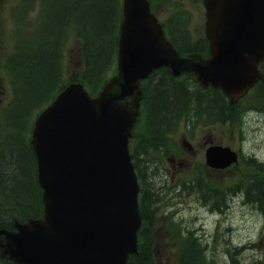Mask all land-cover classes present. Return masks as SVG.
Instances as JSON below:
<instances>
[{
    "label": "water",
    "instance_id": "water-1",
    "mask_svg": "<svg viewBox=\"0 0 264 264\" xmlns=\"http://www.w3.org/2000/svg\"><path fill=\"white\" fill-rule=\"evenodd\" d=\"M210 57H181L146 0H123L117 75L91 98L70 84L36 118L31 145L42 189L41 219L0 231L4 254L22 264H127L141 224L128 139L142 98L139 81L165 67L193 73L234 103L259 78L264 61V0H203ZM207 164L236 161L229 148L207 151Z\"/></svg>",
    "mask_w": 264,
    "mask_h": 264
},
{
    "label": "trees",
    "instance_id": "trees-1",
    "mask_svg": "<svg viewBox=\"0 0 264 264\" xmlns=\"http://www.w3.org/2000/svg\"><path fill=\"white\" fill-rule=\"evenodd\" d=\"M39 1L43 18L39 26L40 42L36 55L32 54L24 61L20 60L22 54L19 53L8 58V67L13 71L15 80L17 79L15 92L24 74L29 80L28 96L18 100L17 108L18 117H23L24 124L26 119H29V124L33 112L40 110L42 104L36 103L39 99L46 95L45 101L52 100L69 82H81L93 93L99 91L112 66L118 36L116 30L121 20L119 0ZM182 21L181 17H177L171 22V41L181 54L201 52L198 44H191L188 33L180 26ZM71 30L82 38L83 67L80 72H72L68 78H64L62 50ZM263 81L264 79L261 85ZM142 91L145 134L137 149L133 150L132 158L141 182L143 179L140 210L145 227L139 233L141 243L138 254L130 257L129 264H150L152 259V244L148 240L147 227L156 221L159 186L163 183L162 176L156 174L159 165L153 152L161 150L163 142L183 118L189 119L206 113L209 120L225 124L235 122L238 113V109L230 105L219 91L201 88L188 75L181 80L175 78L164 68L156 70L149 77L142 85ZM14 103L15 99L8 109ZM20 106L23 110L19 109ZM8 109L0 110V115L4 112L7 119L12 114ZM16 123V119L13 123L8 122V127L12 129L17 126ZM20 145L15 138L9 136L7 143H0V226L7 228L12 226L14 219L21 221L25 217H37L40 211L34 155L29 144L23 145L27 152L22 151ZM245 168L255 173L246 182H231L227 188L221 189L222 187L213 186L206 180L202 182L199 177L192 183L193 188L204 201L207 200L217 209L226 206L231 195H243L247 202L258 206L264 217V163L249 160ZM179 238L178 264H215L206 245L193 233L186 231ZM229 264L239 262L231 255ZM251 264H264V261L257 259Z\"/></svg>",
    "mask_w": 264,
    "mask_h": 264
},
{
    "label": "rangeland",
    "instance_id": "rangeland-1",
    "mask_svg": "<svg viewBox=\"0 0 264 264\" xmlns=\"http://www.w3.org/2000/svg\"><path fill=\"white\" fill-rule=\"evenodd\" d=\"M171 2L172 0H154V12L164 17L173 8H184L188 12L189 20L188 22L183 20V23L188 33L192 35L191 38L203 35L204 9L201 0H180L175 7L171 6ZM15 3L16 0H0V106L11 96L7 76L13 82L12 101L15 99L10 109H8L10 105L5 108L12 113L8 115L9 118H6L4 112L0 115V143H7L9 136L21 143L20 149L26 151L23 145L28 144L31 123L28 124L29 119L23 123V117H18L17 108L18 100L28 96V76L24 74L21 77V83L15 92L17 79L15 80L14 73L9 67L7 75L2 64L4 58L12 51L11 37L13 41L16 38L22 41L14 51L22 54L20 60L24 61L32 54L36 55L40 42V28L26 27L23 22L13 21L11 31L7 9ZM27 14L30 15V12ZM33 23L32 21L31 24ZM79 48L78 37L74 33L70 34L63 47L62 65L65 76L81 67ZM115 65L116 58L109 71L110 75L115 73ZM257 93V90H252L242 99L239 112L236 114L237 119L239 114V121L235 123L208 125L201 121L195 123L194 119L193 127L186 130L185 120H181L180 123L183 125L179 124L163 145L164 156L159 157L158 153H155L158 165L166 171L165 176L166 178L169 176V179L160 187L162 202L158 206V218L150 237L153 243L150 264H177L175 241L180 239L182 230H193L199 239H202V243L208 244V253L215 258V264H229V255L236 257L239 264H251L257 259L264 261V217L257 205L247 202L243 195L233 194L227 200V207L217 210L207 200L204 202L200 199L193 188H183L184 191L176 189L180 187L182 181L191 178L193 170L210 181H218L221 187L232 181L235 183H238V180L248 181L255 176L254 171H248L245 165L236 169L210 170L205 165L204 151L209 144H222L241 152L244 158L264 161V98ZM46 99L45 95L36 103L40 105ZM19 109L23 110V107L20 106ZM34 114L33 112L30 122ZM15 119L17 126L12 125L14 128L10 129L8 122L13 123ZM139 131L140 127L135 130V137L142 139L144 130ZM184 140L189 141L192 151L185 147Z\"/></svg>",
    "mask_w": 264,
    "mask_h": 264
},
{
    "label": "flooded vegetation",
    "instance_id": "flooded-vegetation-1",
    "mask_svg": "<svg viewBox=\"0 0 264 264\" xmlns=\"http://www.w3.org/2000/svg\"><path fill=\"white\" fill-rule=\"evenodd\" d=\"M13 221H19V220H13ZM23 220H21L20 222H22ZM12 227V226H11ZM11 227H8L9 229H12ZM1 255V254H0ZM0 258H1V260L4 262H0V264L1 263H3V264H17V263H15V262H13V261H10V260H8L7 258H5V257H2V256H0Z\"/></svg>",
    "mask_w": 264,
    "mask_h": 264
},
{
    "label": "bare ground",
    "instance_id": "bare-ground-1",
    "mask_svg": "<svg viewBox=\"0 0 264 264\" xmlns=\"http://www.w3.org/2000/svg\"><path fill=\"white\" fill-rule=\"evenodd\" d=\"M177 98V97H176ZM176 100V99H175Z\"/></svg>",
    "mask_w": 264,
    "mask_h": 264
}]
</instances>
